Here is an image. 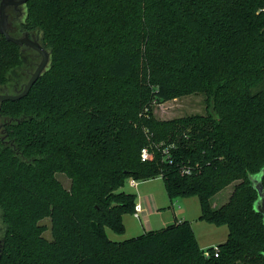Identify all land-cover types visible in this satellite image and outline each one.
<instances>
[{"label":"trees","instance_id":"trees-1","mask_svg":"<svg viewBox=\"0 0 264 264\" xmlns=\"http://www.w3.org/2000/svg\"><path fill=\"white\" fill-rule=\"evenodd\" d=\"M17 23L51 62L27 96L0 103V264H264L251 181L264 169V0H28ZM30 65L0 33V86ZM194 93L205 115L154 116ZM157 177L171 200L197 196L199 218L228 227L219 257L187 220L108 237L136 211L127 180Z\"/></svg>","mask_w":264,"mask_h":264},{"label":"rangeland","instance_id":"rangeland-1","mask_svg":"<svg viewBox=\"0 0 264 264\" xmlns=\"http://www.w3.org/2000/svg\"><path fill=\"white\" fill-rule=\"evenodd\" d=\"M8 16L10 17V20L12 18V11L9 9L7 12ZM9 28L12 32H14L15 37H19L20 35L14 30L15 26L9 25ZM14 30V31H13ZM25 49V48H24ZM23 49V58L28 61L30 66L25 67V69H15L13 70L9 75V82L5 86H0V95H14L17 92L21 91V89L24 88V85L29 81L31 74L35 71L38 64L41 62V56H38L36 52L34 51H27ZM32 57H35V60L33 61ZM34 62V64H33ZM33 64V66H32ZM28 65V64H27ZM153 113L154 116L157 119L160 120H170L174 118H180L183 116H193V115H205L207 112V102H206V95L204 93H194L187 96H183L174 100H170L164 103L155 104L153 106ZM4 121L2 118H0V134H2V130L4 128ZM150 149V148H148ZM151 154V151H150ZM57 178L62 182L65 188L69 189L71 186V179L68 178L65 174H57ZM240 181H236L223 189L221 192L216 194L212 199L211 202L215 207H221L223 204H225L234 189L235 184L239 183ZM150 185L154 186V188H159L160 192L163 193L164 198L167 200L168 195L166 190L163 186L162 179L155 180ZM122 191L128 192L130 191V188L128 184H125V187L122 188ZM192 200H199L197 196L193 197ZM198 202V201H197ZM180 208H178V205L174 207L175 213H179L182 215V212L186 211L188 213L189 217H195V215H198L199 208L195 209L193 205L183 207V204H179ZM174 211H170L171 216L174 215ZM197 213V214H196ZM40 224L47 227V230L44 233V236L48 239L51 238V231H50V219L45 218L40 221ZM194 228L196 231V234L199 237L201 245L206 247L207 245H215L218 244L220 240H222L224 237H227L228 227L226 225L223 226H217L212 223H208L206 221H198L195 222ZM3 226L0 225V244L2 241V234H3ZM110 231V230H109ZM111 232V231H110ZM205 250H208L205 248Z\"/></svg>","mask_w":264,"mask_h":264},{"label":"crops","instance_id":"crops-1","mask_svg":"<svg viewBox=\"0 0 264 264\" xmlns=\"http://www.w3.org/2000/svg\"><path fill=\"white\" fill-rule=\"evenodd\" d=\"M159 179H162V177H157L154 179H149V180H144V181H137V184L134 186L130 184L131 179L127 180L126 184H128L130 188V191L128 192L136 195L135 204L136 206H139L140 212L135 211V213L133 214L123 215V223L125 225V232L122 234H117L111 229L106 228V233L111 240L115 242H122L124 240L142 235L147 231L158 230L168 225H171L175 222H181V221L187 220L191 223L193 230L195 232V235L197 237V240L199 242V245L204 251H206L205 248L209 249L211 247L219 246L220 244H223L226 242L228 238V233H227V237L226 238L224 237L222 240H220L218 244L207 245L206 247L201 245L199 237L196 234V231L194 228L195 222H198L201 220L199 218L201 214V207H200L199 200H192L194 199L193 197L195 196L177 198L175 200H171L168 196L166 200L164 198L163 193L160 192L158 186L157 188H154V186L149 184ZM163 186H164V189L166 190L164 181H163ZM180 203L183 204V207L185 208L186 206H191V205H193L195 209L199 208L198 215H195V217H189L186 211L182 212V215L180 214V212L175 213L174 207L178 205V208H180L179 206ZM213 207L215 206L213 205ZM171 210L174 211L173 216H171L170 214Z\"/></svg>","mask_w":264,"mask_h":264},{"label":"water","instance_id":"water-1","mask_svg":"<svg viewBox=\"0 0 264 264\" xmlns=\"http://www.w3.org/2000/svg\"><path fill=\"white\" fill-rule=\"evenodd\" d=\"M28 0H3L0 3V33L6 38L7 41L12 42L17 46H28L35 50L41 56V62L38 64L35 71L31 74L29 81L24 85L22 91L17 92L14 95H0V103L6 101H16L27 96L34 86V84L39 80V78L49 69L51 62V52L48 51L40 42L36 39L30 37L26 33L24 37H15L9 32L8 26V14L7 10L9 6H24ZM23 12V11H22ZM264 176V169L257 175L251 177L254 188L258 193V199L254 204L256 212L260 213L264 217V185L262 182ZM264 219V218H263Z\"/></svg>","mask_w":264,"mask_h":264},{"label":"built area","instance_id":"built-area-1","mask_svg":"<svg viewBox=\"0 0 264 264\" xmlns=\"http://www.w3.org/2000/svg\"><path fill=\"white\" fill-rule=\"evenodd\" d=\"M164 153H165V154L169 153V152H168V149H164ZM141 157H142V160H143V161H146V160L151 159L150 152H149V150H148L147 148H144V149L142 150V152H141ZM166 158L168 159V158H170V157H169V156H166ZM182 171H183V173H190V169H189V168H186V167H184V168L182 169ZM130 184H131L132 186H134V185L137 184V181L134 180V179H131V180H130ZM135 209H136V212H140V208H139V206H136ZM213 254H214V256H215L216 258L219 257L220 249L218 248V246H215V247H214ZM205 255H206V256H210V255H211V252H210L209 250H206V251H205Z\"/></svg>","mask_w":264,"mask_h":264},{"label":"flooded vegetation","instance_id":"flooded-vegetation-1","mask_svg":"<svg viewBox=\"0 0 264 264\" xmlns=\"http://www.w3.org/2000/svg\"><path fill=\"white\" fill-rule=\"evenodd\" d=\"M3 0H0V3L2 2ZM23 6H19L18 8H16L15 6H9L8 10L10 9L13 13L12 15V18L10 20V17L8 16V26L9 25H13L15 26V31L20 35V37H24L26 35V32H22L18 27H17V22L20 20L21 16H22V11H23ZM7 10V11H8ZM28 34V33H27ZM25 48V49H24ZM23 49L24 50H28V51H33L31 50L30 47L28 46H23ZM4 125V124H3Z\"/></svg>","mask_w":264,"mask_h":264}]
</instances>
